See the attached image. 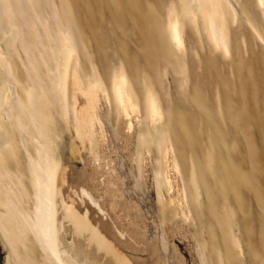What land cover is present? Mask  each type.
Instances as JSON below:
<instances>
[{
    "label": "bare ground",
    "instance_id": "obj_1",
    "mask_svg": "<svg viewBox=\"0 0 264 264\" xmlns=\"http://www.w3.org/2000/svg\"><path fill=\"white\" fill-rule=\"evenodd\" d=\"M33 2L39 8L45 4ZM125 2L140 11L141 18L146 17L140 29L141 41L149 48L157 44L174 64L182 63L188 48L186 22L230 54L227 19L232 15L237 21L246 14L237 0H180L181 9L173 4L165 22L155 15L154 7L149 16V8L140 0ZM31 3L0 0V262L148 263L137 255L122 254L120 247H127L150 254L151 264H169L165 253L170 245L177 264L185 263L167 238L158 241L149 237L147 215L139 203L127 199L105 150L104 112L112 106L119 116L116 136L121 149L125 158L129 155V161L135 160L143 181L151 164V145L159 143L161 168L154 172V186L170 217L165 233H178L190 216L192 204L179 163L180 132L176 135L172 131L171 136L166 132L168 116L158 92L146 83L141 105L122 64L113 73L111 87L95 66L91 74L87 73L75 36L74 5L61 0L70 31L56 35L49 28L55 19L46 18L41 9L33 10ZM255 3L264 13V0ZM249 21L256 39L264 44L261 25ZM142 106L145 112L141 115ZM206 119L212 121L213 117L207 114ZM194 133L183 132L191 146ZM214 135L211 144L218 152L215 170L234 193L232 200L241 206L240 193L251 183L248 173L252 161L247 169L233 164L229 158L234 142L229 145L218 126ZM133 138L136 147L147 143L145 154L137 148L132 151ZM198 164L193 183L200 199L203 191L207 195L209 184L203 166ZM179 173L183 187L178 185ZM211 210L216 223L221 224L224 218L219 209L212 205ZM203 251L201 246L197 248L200 264H207Z\"/></svg>",
    "mask_w": 264,
    "mask_h": 264
},
{
    "label": "rangeland",
    "instance_id": "obj_2",
    "mask_svg": "<svg viewBox=\"0 0 264 264\" xmlns=\"http://www.w3.org/2000/svg\"><path fill=\"white\" fill-rule=\"evenodd\" d=\"M39 1L45 3L44 7L39 8L38 3L31 0L33 10L41 9L46 18L55 19L49 28L56 35L60 32L67 34L70 25L61 0ZM140 1L149 12L154 7L155 15L165 22L173 4L181 9L180 0ZM237 1L246 14L240 15L237 21L232 15L227 19L231 53L225 54L207 40L201 29L186 22L188 48L182 55V63L174 64L167 60L163 49H157V44L149 48L141 41L140 29L145 25L143 20L146 17L141 18L140 11L129 8L125 0H67L69 6L74 5L71 10L78 28L75 36L85 71L91 74L95 66L111 87L113 73L122 64L140 104L145 84H151L168 116L164 127L166 132L170 136L172 131L176 135L180 132L179 163L192 208L181 230L170 236L165 233L170 217L163 210L154 186V172L161 168L159 143L151 145V164L143 181L135 160L129 161V155L125 158L117 139L119 116L116 109L112 106L109 112H104L108 139L105 150L121 178L123 192L128 200L139 203L147 215L149 237L158 241L167 238L184 257L183 264H200L197 253L200 246L207 264H264V44L256 39L251 23H248L252 19L264 31V13L256 6L255 0ZM142 112H145L143 106L141 115ZM207 114L213 117V122L206 119ZM214 125L218 126L229 145L234 142L229 158L233 164L247 169L252 161L248 173L252 178L248 182L254 185L250 183L248 188L242 189L241 206L232 200L234 193L226 185L223 175L215 170L218 152L211 144L217 129ZM186 130L195 132L194 146L184 137ZM163 135L166 137V133ZM132 143V151L137 148L145 154L147 143L137 147L135 139ZM198 162L203 166L204 178L209 184L208 197L203 191L200 199L193 183ZM177 175L178 185L183 187L182 176ZM212 205L223 215L221 224L215 221ZM91 222L96 224L97 221L91 219ZM110 238L115 243L118 241L115 237ZM119 250L126 256L147 259V264H151L150 254L146 252L132 251L127 247ZM165 254L169 264H177L170 245Z\"/></svg>",
    "mask_w": 264,
    "mask_h": 264
},
{
    "label": "water",
    "instance_id": "obj_3",
    "mask_svg": "<svg viewBox=\"0 0 264 264\" xmlns=\"http://www.w3.org/2000/svg\"><path fill=\"white\" fill-rule=\"evenodd\" d=\"M2 253H3V251H0V259H1V257H3ZM0 264H2V262H0Z\"/></svg>",
    "mask_w": 264,
    "mask_h": 264
}]
</instances>
